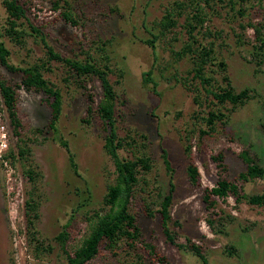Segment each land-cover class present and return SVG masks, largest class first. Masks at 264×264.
I'll return each instance as SVG.
<instances>
[{"label": "rangeland", "instance_id": "374dc122", "mask_svg": "<svg viewBox=\"0 0 264 264\" xmlns=\"http://www.w3.org/2000/svg\"><path fill=\"white\" fill-rule=\"evenodd\" d=\"M23 1L30 21L56 51L101 61L104 53L109 55L113 69L109 78L117 93V132L120 136L137 132L135 142L119 149V154L133 157L146 152L152 161L151 168L140 174L130 205L142 240L153 243L167 257L166 264H202L190 249L167 241L162 231L156 209L170 179L174 190L169 226L177 241L190 238L199 244L209 264H264V205L236 201L228 195L217 197L215 206L207 208L202 198L204 187L214 185L221 177L233 180L245 169L239 156L242 149H248L264 166V0H215L216 8L205 7L203 28L192 33L194 43L185 24L189 7L180 9L176 4L187 0H60L58 8L53 7L52 0ZM64 8L72 11L76 23L60 15ZM167 11L173 12L176 23L162 30L159 20ZM7 16L0 0V40L10 49V61L26 65L47 58L43 43L25 20L21 24L25 29L22 43L13 42L5 34ZM247 22L262 24L261 43ZM240 23L246 24L244 28ZM146 39H152L153 44ZM209 43L212 58L205 65V73L214 77L212 84H227L222 79L227 73L236 90L249 86L253 96L233 108L226 103L229 109L224 121L216 120L215 129L200 137L199 129L205 127L200 116L213 105L209 102L211 95L191 78L188 70L193 65L192 54L184 53V49L190 44L196 52L201 44ZM221 60L226 63L225 70L218 64ZM48 64L51 69L45 76L62 93L56 129L47 128L50 108L44 101L45 94L18 88L22 137L30 148L27 159L16 153L20 142L0 96V264H63L65 254L55 235L65 229L66 247L72 251L87 232L86 217L103 207L107 186L116 177L113 160L103 147L101 120L96 112L87 111L85 88L94 94L95 105L102 92L99 79L86 77L83 88L64 63L51 59ZM148 70L157 83L156 91L151 88L152 82L143 81V72ZM0 74L12 82L21 78L20 72L8 70L1 63ZM61 139L68 143L77 172L70 166ZM186 144L191 146L189 152ZM10 149L16 153L14 158L4 156ZM163 149L171 171L165 166ZM217 152H222V160L211 157ZM190 157L199 169L197 184H192L187 174ZM28 168L35 171L33 179ZM237 182L247 194L264 190V175ZM27 201L37 205L35 234L28 228L27 211H33ZM144 206L154 211L151 216ZM38 244L42 245L40 250ZM86 264L162 263L153 259L142 242L132 248L121 240L111 249L102 244L100 252Z\"/></svg>", "mask_w": 264, "mask_h": 264}, {"label": "trees", "instance_id": "16d2710c", "mask_svg": "<svg viewBox=\"0 0 264 264\" xmlns=\"http://www.w3.org/2000/svg\"><path fill=\"white\" fill-rule=\"evenodd\" d=\"M60 0H52L54 8L60 7ZM222 1V0H220ZM233 1V0H230ZM245 2L246 0H239ZM5 9L8 13L7 26H5L4 32L9 35L10 39L15 43H22L24 41L25 29L21 27L22 20H25L31 30L39 37V40L43 43L46 49L45 59L35 60L26 65H18L10 61V49L6 46L3 40H0V63L11 71H18L21 73L19 82H12L10 79L0 74V96L2 103L4 104L10 124L12 125L13 134L16 136L17 151L16 153L23 159H27L30 155V148L27 145V140L22 137V122L18 115V88L24 87L27 90H36L45 94L44 101L50 108V117L47 123V128L56 129V122L61 113L62 106V93L61 90L55 86L46 76L45 72L50 70L49 61L51 59L58 60L64 63L70 70V76H74L76 82L80 87H86L84 84L86 77L96 76L101 84L102 92L100 99L94 105V94L85 88L87 95V111L96 112L99 116L103 129L105 130L103 147L106 152L111 156L116 177L115 181L107 186V190L103 197V207L94 211L86 218L88 220L87 232L82 237L80 243L70 251L66 247V240L68 238V232L62 229L55 235V239L59 241L60 247L65 254V262L63 264H86L94 256L100 252L101 245L104 244L108 248H114L119 241H124L129 247H136L138 242H142L148 252L152 255L153 259L159 261L162 264H166L168 259L164 254H161L156 249L155 245L151 242L143 241L141 238V230L136 220V215L131 210V202L135 195V188L139 182L140 174L147 171L152 166L151 157L146 152L134 155L133 157H124L119 154V149L132 144L136 140V133H128L125 136H120L117 132L115 105L117 99V93L114 88L113 81L109 78V74L113 71L108 53H104L101 60H95L92 57H86L84 59L78 57L65 56L56 51L52 45H50L46 39V35L41 29L32 24L28 15L26 2L23 0H3ZM215 0H187V2L176 1L177 6L183 9L185 6L189 7V12L186 18V28L189 29V37L192 38V42H195V38L192 35L194 30L198 27L203 28V23L206 18V8H216ZM234 2V1H233ZM242 14L241 11H237ZM173 12L167 11L162 15L159 20V25L162 30H166L176 23L173 18ZM177 14L181 11L177 10ZM60 15L67 21L76 23L72 11L69 8H64L60 11ZM194 20V22H193ZM246 24L253 26L255 38L262 42L260 28L262 24L247 22ZM246 24L240 23V26L244 28ZM209 29H205V33L208 34ZM156 36V35H154ZM145 40V39H144ZM146 42L153 44L152 39H146ZM211 43L207 46L202 45L199 51H194L190 47V44L184 49V53H191L193 65L188 70L191 73V78L196 79L203 88L206 94L211 95L209 101L213 106L208 108L204 114H201L205 127L199 129V136L208 134L215 129L216 120H223L227 116L226 103L231 104V108L243 104L253 96L251 93L252 88L244 86L239 90H236L231 82L227 73L222 75V79L227 84H216L214 86L212 81H215L214 77H211L205 73V65L208 60H211ZM195 52V53H194ZM182 52H178L180 56ZM195 54V55H193ZM198 57H197V56ZM221 69L225 70L226 63L224 61H218ZM143 81L147 84L152 82L151 88L156 91V81L151 77V72L148 70L143 72ZM184 83V82H183ZM187 89H192L190 84L184 83ZM194 90V100L199 99V93ZM201 104V103H200ZM230 108V109H231ZM42 132L41 127L36 128ZM142 137H145L143 133H139ZM61 144L66 147L68 151V158L70 166L75 172H77V164L73 157L72 152L68 147V143L61 139ZM190 144L185 145V150L189 152ZM16 153L13 150H9L4 156L6 158H14ZM190 156V154L188 155ZM239 156L245 163V169L240 171L235 179H228L225 177L218 178L214 185L206 186L203 189L202 198L206 203L207 208L215 206L217 197L225 198L228 195H233L236 201L246 200L251 204L264 205V190L257 193L247 194L241 191L240 185L237 180L247 181L256 177L264 175V166L260 165L254 157L249 153L248 149H242L239 152ZM162 157L165 166L168 170H172L171 162L167 156L165 149L162 150ZM211 157L215 160H222V152L212 154ZM187 174L192 184H197L199 180V169L195 161L190 157L186 165ZM27 173L31 179L34 178L35 171L31 168L27 169ZM171 175V173H170ZM171 177V176H170ZM174 185L169 179L168 191L163 195L160 206L156 211L160 214V222L162 231L167 241L175 244L181 248H188L194 254L198 256L202 264H209L208 258L203 252L201 246L195 243L190 238H186L185 242H179L175 238V231L169 226L171 220L170 203L172 199V192ZM27 206L33 211L30 214L27 211V222L29 224L30 232L35 234V219L38 217L36 211V203L34 201H27ZM28 209V210H29ZM146 214L152 215L153 210L147 206H144ZM177 223V221H174ZM33 236V235H32ZM34 238V236H33ZM41 248L39 244L36 246L37 250ZM40 250V249H39Z\"/></svg>", "mask_w": 264, "mask_h": 264}]
</instances>
